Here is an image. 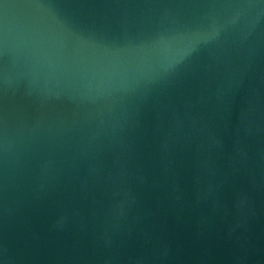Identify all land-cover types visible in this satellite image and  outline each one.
Listing matches in <instances>:
<instances>
[{
  "label": "water",
  "instance_id": "obj_1",
  "mask_svg": "<svg viewBox=\"0 0 264 264\" xmlns=\"http://www.w3.org/2000/svg\"><path fill=\"white\" fill-rule=\"evenodd\" d=\"M0 264H264V0H0Z\"/></svg>",
  "mask_w": 264,
  "mask_h": 264
}]
</instances>
